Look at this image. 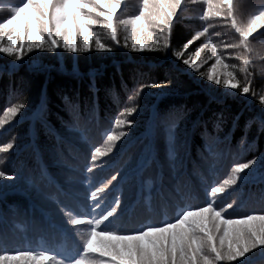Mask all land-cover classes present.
Here are the masks:
<instances>
[{"label":"trees","instance_id":"trees-1","mask_svg":"<svg viewBox=\"0 0 264 264\" xmlns=\"http://www.w3.org/2000/svg\"><path fill=\"white\" fill-rule=\"evenodd\" d=\"M140 2L122 0L121 18L137 15ZM18 3L0 0V21ZM233 6L234 17L243 24L264 9V0H233ZM205 7L202 0H184L166 50H149L153 45L147 30L136 35L137 47L144 44V50H133L131 39L125 47L127 33L121 27L119 44L104 38L110 51L93 47L72 53L60 47L55 52L33 50L20 61L0 53V116L14 104L25 105L0 128V144L14 145L0 153V170L6 172L0 177V247L10 254L16 249H51L49 256L74 255L87 226L71 225L68 213L83 218L93 204L91 191L114 175L117 179L98 194L106 205L120 199L107 224L113 230L160 226L183 208L205 206L210 186L227 179L234 164L253 159L255 163L241 173L244 179L219 193L214 206L232 203L225 214L231 219L264 214V104L259 98L264 94V29L249 38L251 91L240 95L239 88L207 79L212 74L223 80L226 71L217 65L209 73L216 63L210 48L199 57L192 55L209 37L226 64L239 67L235 56L245 52L225 47L239 40L230 19L199 18ZM207 24L213 25L208 33L183 49ZM72 37L77 38L75 29ZM174 51L184 55L178 59ZM190 55L198 68L183 64ZM236 75L244 82V74L237 70ZM127 107L137 109L127 117L133 123L115 128V118ZM111 130L126 135L93 162L92 151L107 147L104 141ZM91 248L97 256L114 257L112 249L96 238ZM246 258L247 264H264L260 249L246 253ZM20 264L49 262L37 257Z\"/></svg>","mask_w":264,"mask_h":264},{"label":"snow or ice","instance_id":"snow-or-ice-1","mask_svg":"<svg viewBox=\"0 0 264 264\" xmlns=\"http://www.w3.org/2000/svg\"><path fill=\"white\" fill-rule=\"evenodd\" d=\"M202 2L206 7L199 18L202 21L218 17L230 19L231 28L239 34V40L237 43L226 44L225 47L244 48L245 52L235 56L236 60L241 61L239 67L236 64H226L209 37L192 55L199 57L203 49L210 48L216 57V63L209 69V73L217 65H222L226 71L223 73V80L212 74H209L207 79L217 85L223 84L225 88L233 90L239 88L240 95L249 94L252 84L249 67L252 61L246 53L251 50L249 38L257 33L258 29H264V9L251 15L246 23L238 24L233 14V0H202ZM183 5L184 0H141L139 13L124 19L118 12L122 0H19L17 5L10 7L11 15L0 21V53L20 61L33 50L55 52L57 48L63 47L69 52L77 53L95 47L98 50L110 51L111 45L104 42V38L107 37L119 44L118 29L121 27L127 33L124 38L125 47L128 46L127 40L131 39L133 50H144V44L137 47L136 35L138 31L147 30L152 37L153 45L149 50H166L170 47L174 17H178ZM212 27V24H207L202 31H197L192 40L183 45V49H188L194 40L205 36ZM73 29L77 33L75 40L72 37ZM173 55L179 59L184 52L174 51ZM182 62L194 69L199 67L192 60L191 55ZM237 70L244 74V82L237 79ZM139 95L140 92L137 91L136 96ZM259 98L264 104V94ZM24 107L23 103H17L6 108L0 116V128L14 119ZM136 110L135 107H127L119 112L114 127L131 125L133 121L128 120L127 117ZM125 135L124 131L107 132L104 141L107 147H95L91 153V160L95 162L99 157L107 155L115 147L116 142ZM13 146V142L0 144V153H7ZM169 157L174 158V150L171 147ZM2 162L0 160V163ZM254 163L255 159L234 164L227 179L210 186L207 192L209 199L205 206L183 208L172 221L131 232L107 227L111 222L110 218H114L117 213L119 197H116L111 205H106L104 200L98 199V194L103 193L108 184L117 179L114 175L107 183L91 191L90 198L93 204L89 213L83 218H77L79 213H68V222L71 225L87 226L81 234L74 255L58 258L61 254L57 252L49 256L47 252L52 251L51 249H16L11 250L14 254H10V250L0 247V264L35 262L37 257H42L49 264H65L66 260L67 264H221V262L231 264L233 261L247 264L246 253H251L254 249L264 252V214L245 215L238 219L225 218V214L233 204L229 203L219 209L214 205L218 194L223 193L227 187L235 185L238 180L244 179L241 173ZM87 171L91 172L92 168L89 167ZM5 175L6 172L0 170V177ZM256 221L259 223L250 224ZM103 237L111 239L105 241ZM93 238L109 246L114 257L105 258L103 253L97 256L91 248ZM113 239L117 243H112ZM119 244L123 247H119Z\"/></svg>","mask_w":264,"mask_h":264}]
</instances>
